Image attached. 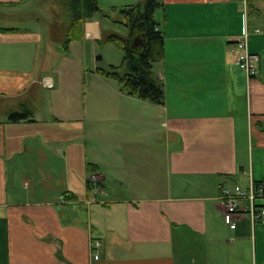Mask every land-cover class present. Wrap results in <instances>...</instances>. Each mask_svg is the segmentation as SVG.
Returning <instances> with one entry per match:
<instances>
[{"label":"crops","instance_id":"1","mask_svg":"<svg viewBox=\"0 0 264 264\" xmlns=\"http://www.w3.org/2000/svg\"><path fill=\"white\" fill-rule=\"evenodd\" d=\"M142 1L98 0L99 12ZM159 2L162 105L98 73L113 64L98 59L99 12L67 50L57 0L48 19L0 25V264H264V224L217 200L264 180V0ZM246 27L251 79L230 52ZM22 107L33 119L9 121Z\"/></svg>","mask_w":264,"mask_h":264},{"label":"trees","instance_id":"2","mask_svg":"<svg viewBox=\"0 0 264 264\" xmlns=\"http://www.w3.org/2000/svg\"><path fill=\"white\" fill-rule=\"evenodd\" d=\"M160 4L159 0H144L136 4L121 8L125 25L131 29L135 24L147 30V44L142 54L137 55L127 49L128 37L118 34L104 33L102 42H112L123 51L119 65L108 64L97 67L98 73L118 85L119 90L127 95L153 104L162 105L165 98L163 81L153 69V63L163 58L164 37L157 28L158 21L154 16L155 8ZM70 21L65 31L63 48L68 49L71 40L81 39V25L84 19L91 18L101 10L98 0H69ZM13 30V28H1ZM33 112L28 107H22L20 111H12L9 121L32 120ZM87 168L93 171L95 164L88 163Z\"/></svg>","mask_w":264,"mask_h":264},{"label":"built area","instance_id":"3","mask_svg":"<svg viewBox=\"0 0 264 264\" xmlns=\"http://www.w3.org/2000/svg\"><path fill=\"white\" fill-rule=\"evenodd\" d=\"M248 0H239L246 10ZM255 29L254 32H258ZM247 27L244 32L233 40L230 44V51L234 55L235 67L243 71L248 79L255 78L259 74L258 61L259 56L249 51ZM42 84H48L45 77L41 80ZM219 203L223 206V214L229 218L232 215H242L248 217L251 222H261L264 224V180L255 181L249 177L245 186L234 184L221 188L217 197ZM100 245L98 240H90V256L93 259L98 258L95 249Z\"/></svg>","mask_w":264,"mask_h":264},{"label":"rangeland","instance_id":"4","mask_svg":"<svg viewBox=\"0 0 264 264\" xmlns=\"http://www.w3.org/2000/svg\"><path fill=\"white\" fill-rule=\"evenodd\" d=\"M48 1V0H47ZM58 6L55 10L56 17L60 20H64L63 22L69 23L71 14L69 11V0H57ZM249 5V0L247 1ZM247 5V6H248ZM52 6V0H49L48 3L43 1L40 4L32 3L20 6L18 9L22 7V13L17 12H7L3 8H0V25H16L20 27H28V22H32L34 17L40 16L48 19L51 16V11L49 10ZM124 6H116L115 9L112 7H108L103 12L96 13L102 21V25L106 33L114 32L119 36L123 33L124 37H128L131 32V28L128 25H125L126 20L123 17V13L121 12V8ZM160 14V8H155L154 16L158 20ZM85 20V19H84ZM119 21V22H117ZM122 25H125L122 26ZM121 35V36H122ZM250 35V33H249ZM249 38V37H248ZM97 54L104 59V61H110L114 65H119L122 60L123 51L118 48L112 42H102L96 45ZM231 52V51H230ZM233 54V52H231ZM104 63V62H103ZM102 64V63H101ZM116 84V83H115ZM155 143V142H154ZM155 145V144H154ZM159 147V146H158ZM109 185V183H108ZM112 186L111 183L109 185Z\"/></svg>","mask_w":264,"mask_h":264},{"label":"water","instance_id":"5","mask_svg":"<svg viewBox=\"0 0 264 264\" xmlns=\"http://www.w3.org/2000/svg\"><path fill=\"white\" fill-rule=\"evenodd\" d=\"M147 40V30L140 27L139 24H135L134 28L129 34V43L127 45V49L132 53L140 55L145 49ZM100 58L101 56L98 55V59Z\"/></svg>","mask_w":264,"mask_h":264}]
</instances>
